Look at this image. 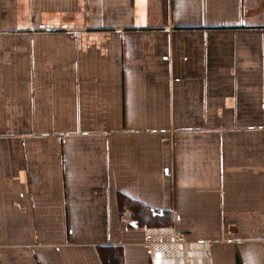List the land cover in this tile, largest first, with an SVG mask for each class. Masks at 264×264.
Masks as SVG:
<instances>
[{
  "label": "crops",
  "instance_id": "1",
  "mask_svg": "<svg viewBox=\"0 0 264 264\" xmlns=\"http://www.w3.org/2000/svg\"><path fill=\"white\" fill-rule=\"evenodd\" d=\"M0 264H264V0H0Z\"/></svg>",
  "mask_w": 264,
  "mask_h": 264
},
{
  "label": "built area",
  "instance_id": "2",
  "mask_svg": "<svg viewBox=\"0 0 264 264\" xmlns=\"http://www.w3.org/2000/svg\"><path fill=\"white\" fill-rule=\"evenodd\" d=\"M145 246L148 247V248H151L152 246V240L151 238H148L147 241L145 242Z\"/></svg>",
  "mask_w": 264,
  "mask_h": 264
}]
</instances>
